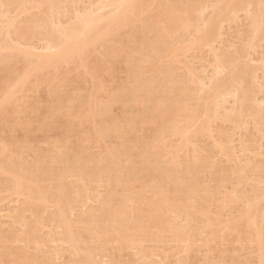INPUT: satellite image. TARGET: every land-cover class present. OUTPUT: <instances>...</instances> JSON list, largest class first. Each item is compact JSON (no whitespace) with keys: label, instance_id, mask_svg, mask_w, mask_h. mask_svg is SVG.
Returning a JSON list of instances; mask_svg holds the SVG:
<instances>
[{"label":"rangeland","instance_id":"1","mask_svg":"<svg viewBox=\"0 0 264 264\" xmlns=\"http://www.w3.org/2000/svg\"><path fill=\"white\" fill-rule=\"evenodd\" d=\"M11 1L12 3H9L8 0H0V35L2 34L0 36V50L3 51H0V105L2 102L3 106H1L2 108L0 107V152H3V149L8 152H4V155H2L1 153L2 156L0 155V160L3 159V156H5V158L8 157L9 159H5L6 161L8 160V162L5 161L6 163L2 162L4 160L0 161V164H7L8 166L7 173L5 171L6 168H3L2 165V169H0L2 171L4 169V174L0 173L1 179H3L4 181L6 180L4 182L0 179V252L4 255L6 254L7 256H0V264H87V261L85 259H88V256L91 257L92 260L94 259L93 261L95 262H92L94 264H264V125H261L264 124V33L260 32V34L258 35L256 33L259 28H264V6H262L264 5V3H261V7H259L257 6V3L255 4V2H252L253 5H250L252 4L250 3V0H246L249 2H246L245 0V2L239 0L238 3L237 0L235 1V3L234 0H203V5H200L201 8L198 7L199 9L197 8L194 12H192V15H190L191 17H187L188 20H186V17L185 19L184 17H182V21L185 20L187 24L185 23V21L181 22L183 24L181 26L182 28H180V26H177L176 24L174 25L175 27H171L165 22V26H162L163 22H161V19L167 18V13L164 15L167 7L161 6L165 5L171 0H136V2H140H138L139 5L136 3L137 6L134 8L135 13L132 11L130 14H128L130 16L129 19L132 17L133 20H129L127 24H124V26H122L123 24H120V27L116 26V28L114 29L115 31H113L115 33H112L113 35H115V37L111 34L113 38L112 36H106L102 39L103 42H101L100 40L98 41L99 44L97 43L96 45V43H94V46L93 43H91L92 46L87 47L89 48L88 50L85 49V53L83 52L84 55L82 56L80 54L78 58L77 56H75V60H73L72 57L68 59L70 56L69 55L64 58V60H59L56 63L48 64V67H42V69L35 68V70L32 69L31 71L33 73L30 74L31 71L29 69L35 67V62L37 60V58L35 59L34 57H37L38 55L46 52L49 54L54 53V50L48 51V49H46V45L48 46V42L50 39L57 37V35L59 34L57 32H62L63 29L65 30L69 28L71 24L73 25L74 22L76 23L79 19H83V17L86 18L89 16H93L92 13H95L94 15H96V13L99 12L100 14L98 13V15L106 16L105 18H107L110 13H115V8L111 4V0ZM106 1H108L109 3ZM173 1L177 2L178 0ZM219 1L222 3L220 4ZM229 1H232L234 3V7H232L233 4H231L232 6L228 5L231 3H229ZM240 1L243 3H241ZM225 2L228 3L227 6L229 9H227V6H225ZM16 3L19 4L17 5ZM171 3L172 1L169 4ZM167 4L165 6H168ZM174 5H176V3ZM101 7L104 9H102ZM238 9L243 11H239ZM110 10H112L113 12ZM254 10L256 11V13H253L255 12ZM224 11H226L228 15ZM134 14L136 15L132 16ZM220 14L222 17L218 16ZM258 14L259 16H257ZM150 16L152 17L151 21L153 22V24L151 23V21H148L151 18ZM76 17L78 20L76 19ZM212 17L220 18L219 20L218 18L217 20L213 18L216 22L214 20L210 22ZM258 17L259 19L261 17V22L253 20L255 18H257L258 20ZM100 18L102 19V17ZM105 18L103 17L104 20ZM126 18L125 20L127 21ZM47 19L49 20V22ZM165 19H163V21ZM146 20L147 24L146 22H144ZM190 20H192L193 22ZM126 21L124 22L126 23ZM158 21H160L161 23ZM104 22L101 21V23L105 24ZM213 22H215V24ZM149 23H151L152 26H150ZM159 23L161 26L159 25ZM184 23L186 25H184ZM141 24L142 26L145 25L147 27H141ZM155 24H157V28L155 27ZM133 26V29H136V32L133 30L135 34H139L140 28H143V30L149 28V32L142 33L143 30H141V33L144 34L141 36H151V39L149 38L146 42L147 45L149 44L148 46H146L144 40L138 41L140 40L141 36L139 34V38L138 36L133 34V32L130 30V28L132 29ZM168 26L169 28L171 27V29L174 28L173 30L175 31L172 30V32L166 34V32L171 31L168 30ZM103 27L104 25H101L99 22L95 26V30L97 31V29H99L98 31L100 32ZM166 28L167 31H163L166 30ZM178 28L180 29L177 30ZM185 28L188 29L186 30ZM150 29H152L153 31ZM195 29L198 31H196ZM254 29H256L257 31L255 32ZM26 30L28 32H26ZM137 30H139V32ZM157 31L159 34L157 33ZM162 31L164 32L162 33L163 36H160V33ZM40 33L42 36L40 35ZM171 33L173 34V36ZM53 34L55 35V37H53ZM130 34L132 35V38L134 35L138 38L137 40V38L134 36L136 38L135 40H137L135 41V43L134 41H132L133 39L131 38ZM251 34L253 37L251 36ZM50 35H52V38L49 37L48 40L46 37ZM157 35H159L160 38L163 37L164 39H161L163 41H159V36L157 37ZM214 35L215 37H213ZM108 37H110L111 39L108 40ZM251 37L253 38L252 40ZM106 39L108 41H111L113 39L114 40L111 43L109 42L108 44V41ZM43 40H45L46 42H44ZM116 40L118 41V43ZM104 41L107 42H105V45ZM115 43H117V47ZM158 43L160 46L162 45L160 49L158 48ZM110 44L113 45V48ZM140 44L146 47L143 46V48H140ZM7 45L9 47L12 46L11 48L13 49H8ZM104 46L108 47H106L107 50L109 48L111 49L110 52L112 55H114V53H117L116 56L114 55L115 57L112 55L111 57L109 56V59L114 57L112 61L111 59L108 60V55L106 54L107 50L104 49ZM14 47L19 50V53L18 51H15L18 54L11 51L15 49ZM114 48L117 50L119 49V51L122 50V52H117V50L115 51ZM154 48H157L158 50L156 49L155 51ZM4 49L8 51H5ZM29 50H31V52ZM32 50H34L35 52ZM150 50L151 52L149 53L148 51ZM138 51L141 53H139ZM24 53H26L27 55L25 54L24 56ZM148 53L150 56L148 55ZM101 54L106 55L102 56ZM142 54L145 55L142 56ZM145 56L149 57L146 58ZM29 57L33 59H30ZM41 57L42 56H38V58ZM231 57L233 60L230 59ZM14 58H16V60ZM66 59L68 62L66 61ZM78 59L79 63L77 62ZM219 60H222L223 64H220L221 62H219ZM29 61L30 65H33L31 68L29 67V63L28 65H26ZM98 61H100L99 64L97 63L100 67L95 65V62ZM58 62H60L59 66ZM132 62L133 66L130 67V64H132ZM139 62L141 65H143V67H139ZM102 63L104 64V66H102ZM22 64H24L25 66ZM134 64L138 65L137 67L139 69L135 68ZM2 65L4 66V68ZM128 65L131 69L129 70V72H126L128 70ZM218 65L220 67H218ZM221 65L223 67H221ZM95 66L98 67V70ZM137 69L139 71L135 72L137 71ZM233 69H236L235 71H237V74ZM9 70H11V72ZM26 74H28L29 76L27 75V77L24 78ZM128 75L132 76L128 78ZM17 76L19 78H17ZM133 76L135 77V79H137L136 81L138 82L134 81ZM151 78L153 79L151 80ZM156 78L158 81L156 80ZM247 78L248 81L246 80ZM24 80L27 82H24ZM133 82L136 84V86L138 85L136 89L139 88V91H141L143 88L145 94L143 93V91L141 92L144 95L148 96L147 98H149L150 96L148 102L150 104L155 102L157 107L155 106V104L150 105L147 102V98H145L146 96L141 98H143L142 100H144L145 98L144 101H146L147 103H140L141 100L139 96L142 93H140L139 91V105H136L138 101L135 100V98L131 95H126V97H128L129 99L131 98V100L126 99L129 100L130 103H128V101H123L125 99L121 100L124 94H127L125 91L122 96L121 92L127 90L128 88H131V86L132 89L131 91H129V93H132L133 90L136 92V89L133 87L135 86ZM147 82H149V85L154 82V84L157 86H155V88L154 86H151L152 91H149L150 87L149 90H147L146 88L148 87ZM241 82H244L245 84ZM131 83H133L134 85H132ZM215 83H219L218 86H216L217 84ZM242 85L243 87H241ZM120 86H123L124 90L123 88H120ZM141 86L142 88H140ZM214 86L216 87V89ZM53 87L55 90L53 89ZM163 88H165V90ZM174 88L177 89V93L174 92ZM245 88L247 89V91ZM156 89H158L159 91L162 90L163 92L161 93L157 91V93L155 91ZM166 89H168L167 91H169L170 93L174 92L173 94H170V100L168 99L169 93L165 92ZM242 90H245L246 93L242 92V94ZM8 91L10 92L6 94V92ZM114 92H116V94ZM253 92L255 95L253 94ZM3 93L5 94L3 95ZM117 93L118 95H120L119 97L121 99L119 101H122L121 103H118V101L116 102ZM152 93L155 94L153 95ZM163 93H165L166 95L165 98H162ZM166 93H168V95ZM203 93L205 95H203ZM53 94H55L56 97ZM143 94L141 96H143ZM247 95H249L251 98L247 97ZM61 96H65V98L62 99ZM133 96L135 95L133 94ZM217 97L218 99H216ZM243 97H245L246 100ZM114 98L116 99L114 100ZM123 98H125V96ZM132 98H134L133 100L137 102L134 103ZM10 99L12 103L10 102ZM161 99L163 102H161ZM165 99L169 100L165 101L167 102V104L164 102ZM158 100H160V102H158ZM172 101H175L173 102V106L171 104ZM123 102L127 103L123 104ZM162 103H164L165 106L162 105L161 107H159ZM184 103L186 104V106H184ZM240 103H243V105H241ZM140 104H147L148 106H145L144 108L148 109V112L151 109L154 110L153 108L171 110L172 107L174 109L178 108V111L175 110L177 112H179V110L181 111L178 113V115L175 111L174 113L176 115L174 113H172L171 116L169 115L172 122L170 119L164 121L166 119H164L163 116H168L167 114H160L162 115L160 117L159 115H156L152 112H146L149 115L144 113L146 114V117L148 118L147 119L143 117L144 115H141V113L144 111H141ZM205 104L206 109H209L208 107H210V110L212 109L211 112H208L207 110L206 113V109L204 108ZM214 104L217 108L214 106ZM180 106L182 108H180ZM240 106H252V108L244 107L245 110L243 112V108L239 109ZM106 107L108 108V110L106 109ZM149 108L151 109L149 110ZM202 108L205 109V117L203 116L205 114L203 113ZM255 109L258 110L256 111ZM135 112L137 114H135ZM138 112L140 113L141 117H139ZM237 112H239V114ZM88 113H90L89 115L92 117L90 120L87 119ZM150 113L152 114L150 115ZM208 113H210V115ZM259 113L260 115H262V120H257V114ZM191 114L194 115V117H192ZM89 115L88 118L90 117ZM152 115L154 116V119H150ZM211 115L213 117H210ZM254 115L256 117H254ZM169 116L167 118H169ZM172 116L177 119H172ZM188 117L191 120L188 119ZM139 118H141L142 120H140ZM143 118L146 120H144ZM184 118L187 119L186 122L189 120L187 123H190V125L185 122ZM193 120L195 121L193 122ZM254 121L255 123H253ZM257 121H261V123H258ZM157 122L159 124H154L156 125L155 130L152 123ZM179 122L180 125L177 126ZM186 124L188 126L187 129ZM159 126L161 128L165 126L167 127L166 131V127L164 128V132H162V134L164 133L163 135L160 134L161 130L163 131V129L159 128ZM111 127L114 128L112 129ZM182 127L185 128L184 131ZM94 128H96L97 131H95L96 129ZM157 128L160 129L159 132V129ZM176 128H178L179 130L181 129V132ZM171 130L172 132H169ZM104 131L106 133V136L104 134ZM157 132L158 136H161L160 140L157 134H155ZM153 135L156 138L151 137ZM151 139H157L156 141H154L156 143H154ZM134 143L136 147L134 146ZM146 143L148 144V146H145L146 151L144 150V148L140 150V148L142 146L144 147ZM128 144L129 146H126ZM152 144L156 145L153 146ZM4 146H7V148H5ZM124 146L128 148L126 149V147ZM131 146H133L134 148H131ZM151 149L154 152L149 151ZM109 153L111 155H109ZM138 153L140 154L138 155ZM113 155L114 157L110 158ZM39 156L42 157L40 158ZM46 161L49 163H45ZM9 162H11L12 165ZM13 163L15 165H13ZM8 164L12 166L10 171V166ZM132 164L134 166H137L139 173L134 172V175L132 176L133 179H130L129 177H131L130 175H132L131 171H134L133 169L135 168L133 167V169H130L133 166ZM16 165H20L18 166L19 169L24 168V170H27L26 167L28 168L27 172L25 171L26 174L23 175H27L25 176L26 180L29 178H34L37 175L39 184H35L34 182H32V179H29L30 182L29 180L27 182L30 183L29 186L31 185L30 188L32 194L37 192L36 187H38L41 183V185L39 186L42 192L41 201L37 200V193H35V196H33L29 194L31 191H25L23 192L25 195L23 193H21L22 195L19 193L15 195L16 192H14L10 188L11 185L8 183V181H14V175L12 174L17 173L16 170L19 173L18 168H14ZM106 165L107 167L109 166L108 168H112L110 169L112 170V172L110 170L104 169ZM30 167L32 168V170L34 169L31 174L30 172H28L30 170ZM73 167L77 170H81H78V172ZM12 168L14 169V171ZM137 168L135 169L136 171ZM192 168H194L195 170H192ZM52 169L53 172H51ZM149 169L152 170V173L157 172L155 173L154 177H152V173L151 175L149 174L151 172ZM20 171L21 174H19L22 175L23 172L22 170ZM34 172H36L37 174L32 175V173L34 174ZM159 172H161V174H159ZM163 172L165 175H163ZM5 174L9 175L11 179H9ZM147 174L148 176H151V178L149 176L151 181H147L148 176H145ZM55 175L57 177H55ZM137 175H139L138 177L140 179L134 178ZM159 175L162 177H160ZM191 175L192 178H189L191 177ZM79 177H82L83 179ZM155 177H158V181H155L157 179H152ZM57 178H60V180ZM117 179L118 181L123 180L122 183L118 185L120 181L118 182ZM162 179L164 180L165 184L172 180L174 182V185L173 182L170 183V185L172 184L171 186L168 185L169 187H171V189H168V191L166 192L167 194L162 192L161 190L160 193L158 191L160 189V182L164 183L161 181ZM166 179H168L169 181H165ZM76 181L81 182L79 183ZM190 181L194 182L190 184ZM6 182L8 183L7 186ZM33 183L35 185H33ZM67 185L70 186L67 187ZM173 186L176 187L174 188L176 189V191H179V194L174 190ZM6 187L8 188L6 189ZM52 188H56L57 190H54ZM66 188H69V193L67 194L66 191L68 189L65 191ZM172 189L174 191H172ZM63 190L65 191V193ZM72 190L75 193L72 192ZM70 191L72 193H70ZM60 192L62 194L64 193V195L62 196ZM157 192L160 194L159 197L156 196L158 195ZM47 194H50V196L48 197ZM137 195L141 196L137 198ZM171 195L173 196L171 200L175 201L172 206L175 211L173 209H169L172 207L168 206L167 208L166 205L163 206V212L160 213L163 226L162 224L158 225L159 223H153L151 219L153 218V216H156V214L154 213V211H152V207L149 206L151 205L150 203L155 201V197L156 199L161 197V199H164L168 196L171 197ZM182 195H184L185 197ZM61 196L62 198L64 196L66 197L64 199H60ZM33 197L35 201L32 199ZM142 197L146 199H142L144 205L142 204V200L140 199ZM117 198L122 200L123 203H118L121 201ZM139 199L141 200V204L139 203ZM72 202L73 205L71 206L73 207L70 206ZM36 203L38 205V209L36 208ZM136 207L139 211L136 209ZM58 208L61 210H59ZM124 210L125 212L123 213ZM36 213L37 215H35ZM57 213L59 216L57 215ZM245 213L247 214V218H240L244 217ZM170 215L174 217L171 218ZM163 218H165L164 221ZM248 219L249 221H247ZM191 220L193 221V223L191 222ZM135 222H137V225H135ZM121 223H123V225L125 226H123ZM241 223H243V225H241ZM23 224L26 225V227ZM226 224H229V226H226ZM66 225H68V227H65ZM134 226L135 230H133ZM154 226H156V228ZM179 227H181V229ZM194 228L196 231L194 230ZM124 229H126V231ZM235 229H237V232L235 231ZM84 230H86L87 233ZM65 231L71 232L69 234L67 233L66 235ZM127 231H129L130 234ZM177 232L179 233V235ZM119 233L122 235V237H120L121 235ZM64 235H66L67 237ZM71 235L73 236V238H70ZM123 235L125 237H123ZM177 235L178 237H175ZM182 235L184 236L182 237ZM74 236H76L75 238L77 242L74 241ZM84 236L86 239H83ZM99 236L101 239L103 237L104 241H102ZM115 237L119 239H115ZM78 238H80V241L78 240ZM93 238H95V241L93 240ZM120 238L125 240L121 241ZM81 239L82 243H80ZM153 239L155 241H152ZM68 240L71 243L73 242V247L72 244L68 242ZM84 240L86 241V243H83L85 242ZM96 240H99L100 243H96ZM137 241L139 243H136ZM56 243H58L59 245H56ZM74 243H76V246H74ZM91 243L95 246H92ZM122 243L124 245H122ZM175 243L177 246L175 245ZM120 244L122 246H120ZM51 246H53V248ZM109 247L111 248V252ZM74 248H77L78 250ZM82 248L83 250H80ZM90 248L91 250L93 248L94 250L98 248L99 249L93 252V250L90 251ZM113 249L117 252L113 251ZM72 250L74 251L72 252ZM107 251L108 254H106ZM93 255L95 256V258ZM88 260V263L90 262L89 264H91L92 260H90V258Z\"/></svg>","mask_w":264,"mask_h":264},{"label":"bare ground","instance_id":"2","mask_svg":"<svg viewBox=\"0 0 264 264\" xmlns=\"http://www.w3.org/2000/svg\"><path fill=\"white\" fill-rule=\"evenodd\" d=\"M2 1H3V0H2ZM10 1H11V0H8L9 3H12V1H11V2H10ZM14 1H15V0H14ZM42 1H43V0H42ZM102 1H103V0H102ZM108 1H110V0H108ZM108 1H106V2H108ZM168 1H169V0H168ZM171 1H172V3H173V2H174V3H173V4H172V3L169 4ZM171 1H170V2H167L168 4L165 2L168 6H165L166 4L163 5V6H161V7H167V10H168V12H167V10L165 9L166 12L164 13V15L167 13V18L165 19V18L162 17L163 19H165L164 21H163V19L160 18V19L162 20L161 22H163V24H162L163 27L165 26V24H164V22H165L167 25H170L171 27H173V26L176 24L177 26H180V28H182L181 26H182L183 23H181V22H184V21H185V20L182 21V17H184V19H185V17H186V18L189 17L190 15H192V12H194L198 7L201 8L200 5H203V2H202L203 0H178L177 2H176V1H173V0H171ZM205 1H206V0H205ZM214 1H215V0H214ZM217 1H218V0H217ZM227 1H228V0H227ZM232 1H233V0H232ZM232 1H229V3L231 2L230 4H228V3L225 2V3H226L225 6H227V4H228L229 6H232L231 4H233L232 7H234V3H235L236 0H234V3H233ZM238 1H239V0H237V3H238ZM241 1L245 2L246 0H245V1H244V0H241ZM241 1H240V2H241ZM5 2H6V1H5ZM48 2H49V1H48ZM110 2H111V4H112V5L114 6V8H115V9L113 8V9H114V12H115V13H112L113 15H112L111 13H110V15L108 14L109 16L112 15L111 17L107 16V18H105L106 16H100V15H98L99 12L96 13V15L99 16V17H97L96 15H94L95 13H92L93 16H89V17H86V18L83 17V19H79V20H78L77 17H76V19H77L78 21H77L76 23L74 22L73 25L71 24L70 27L67 28V29H65V30L63 29V28H64V27H63V28H62V29H63L62 32L60 31V30H61V29H60V30H59L60 32H57V33H59V34L57 35L56 38H52V37H51L52 35L46 37L47 39H48L49 37L52 38V39H50V40L48 39L49 42H48V46L46 45V47H47L46 49H48V51H49V50H51V51L54 50V53L49 54V53L46 52L47 55H46V53H42V54H40V53H41V52H40V53H39L40 55H38V53H37L38 56H42V57H41V58H38V56H37V57H34L35 59L37 58L36 62L33 60V61L35 62V67H34V68L32 67L33 65H32V66L30 65V61H32V60H30L29 62H27V64L25 63L26 65H28V63H29V65H30L29 67H30V68L32 67V68L29 69V70L31 71L32 69L35 70V68H40V69H42V67H48V64H50V63H56V62L59 61V60H64V58H66V57L69 56V55H70V56H69L68 59H70V58L72 57L73 60H75V58H76L75 56H77V58L79 57L80 54L83 56L84 53H85V52H84L85 49L88 50L89 48H87V47H89V46L91 47V46H92L91 43H93V46H94V43H96V45H97L98 41H100V40H101V42H103L102 39H103L104 37H106V36H110V37H111V36L115 33V32H113V31H115L114 29L116 28V26H117V27H120V24H123L122 26H124V24H127V22H128L129 20L132 19V17L129 19L130 16H129L128 14H130L132 11L135 13L134 8L137 6L136 3L138 4V2H140V1L136 2V0H111ZM219 2H220V1H219ZM219 2H218V3H219ZM223 2H224V1H223ZM240 2H239V3H240ZM243 2H241V3H243ZM246 2H249V1H246ZM252 2H255V4L257 3V6H259V7H261V5H260L261 3H264L263 0H262V1H260V0H257V1H256V0H255V1H254V0H250V3H252ZM3 3H4V2H3ZM108 3H109V2H108ZM108 3H107V4H108ZM163 3H164V2H163ZM175 3H176V5H174ZM201 3H202V4H201ZM214 3H215V2H214ZM214 3H213V5H214ZM221 3H222V2H220V4H221ZM16 4L18 5L19 3H16ZM103 4H104V3H103ZM206 4H207V3H206ZM17 5H16V6H17ZM105 5H106V4H105ZM105 5H104V6H105ZM138 5H139V4H138ZM161 5H162V4H161ZM211 5H212V4H211ZM211 5H210V6H211ZM215 5H217V4H215ZM218 5H219V4H218ZM222 5H223V4H222ZM250 5H253V3L250 4ZM7 6H8V5H7ZM9 6H10V5H9ZM12 6H13V5H12ZM207 6H208V5H207ZM220 6H221V5H220ZM220 6H218V7H220ZM247 6H248V5H247ZM262 6H264V5H262ZM161 7H160V8H161ZM218 7H217V8H218ZM222 7H223V6H222ZM232 7H231V8H232ZM237 7H239V6H237ZM97 8H98V7H97ZM101 8H102V7H101ZM101 8H100V9H101ZM241 8H242V7H241ZM255 8H256V7H255ZM98 9H99V8H98ZM102 9H104V8H102ZM136 9H137V8H136ZM198 9H199V8H198ZM215 9H216V8H215ZM222 9H223V8H222ZM227 9H229L228 6H227ZM253 9H254V8H253ZM216 10H217V9H216ZM238 10H239V9H238ZM99 11H100V10H99ZM110 11H112V10H110ZM239 11H243V10H239ZM248 11H249V10H248ZM250 11H251V9H250ZM250 11H249V12H250ZM254 11H255V10H254ZM261 11H262V10H261ZM261 11H259V12H261ZM263 11H264V10H263ZM112 12H113V11H112ZM197 12H198V11H197ZM215 12H216V11H215ZM215 12H214V13H215ZM224 12L226 13V11H224ZM237 12H238V11H237ZM259 12H258V13H259ZM190 13H191V14H190ZM253 13H256V11L253 12ZM99 14H100V13H99ZM196 14H197V13H196ZM226 14H227V13H226ZM86 15H88V14H86ZM101 15H102V14H101ZM135 15H136V14H134V15H132V16H135ZM155 15H156V14H155ZM161 15H162V14H161ZM224 15H225V14H224ZM224 15H223V16H224ZM227 15H228V14H227ZM230 15H231V14H230ZM245 15H246V14H245ZM260 15H261V14H260ZM126 16H127V18H126ZM151 16H152V15H151ZM151 16H150V17H151ZM194 16H195V15H194ZM194 16H193V17H194ZM216 16H217V15H216ZM218 16L222 17L221 14L218 15ZM231 16H232V15H231ZM248 16H249V15H248ZM251 16H252V15H251ZM251 16H250V17H251ZM257 16H259V14H258ZM100 17H102V19H103V17H104L105 20H104V19H103V20H104L105 22H104ZM150 17H149V18H150ZM152 17H153V16H152ZM152 17L150 18V20H148L149 22L151 21ZM154 17H155V16H154ZM190 17H191V16H190ZM220 17H219V18H220ZM224 17H225V16H224ZM125 18L127 19V21L125 20ZM149 18H148V19H149ZM200 18H201V17H200ZM213 18H215V17H212V19L210 20V22H211L212 20L215 21V19L217 20L218 17H216L215 19H213ZM219 18H218V20H219ZM253 18H254V17H253ZM189 19H190V18H189ZM208 19H209V18H208ZM47 20H48V19H47ZM132 20H133V19H132ZM153 20H154V19H153ZM186 20H188V18H187ZM199 20H200V19H199ZM205 20H206V19H205ZM253 20L260 21V22L262 21L261 17H260V19H259V17H258V20H257V18H255V19H253ZM33 21H35V20H33ZM39 21H40V20H39ZM41 21H42V20H41ZM101 21L104 22L105 24L101 23ZM124 21H126V23H125ZM190 21H192V20H190ZM48 22H49V20H48ZM99 22H100L101 25H104L103 29H102V30L100 29V30H101L100 32L98 31L99 29H97V31L95 30V29H96L95 26H96L97 23H99ZM144 22H146V24H147V20L144 21ZM158 22H160V21H158ZM161 22H160V23H161ZM192 22H193V21H192ZM215 22H216V21H215ZM215 22H213V23L215 24ZM72 23H73V22H72ZM142 23H143V22H142ZM151 23L153 24L152 21H151ZM151 23H149L150 26H152ZM160 23H159V25H160ZM185 23H186V21H185ZM185 23H184V25L187 24V23H186V24H185ZM188 23H189V22H188ZM190 23H191V22H190ZM207 24H208V23H207ZM211 24H212V23H211ZM118 25H119V26H118ZM98 26H100V25H98ZM125 26H126V25H125ZM160 26H161V25H160ZM196 26H197V25H196ZM218 26H219V25H218ZM263 26H264V24H263ZM127 27H130V26H127ZM141 27H144V28H145V27H147V26H145V25L142 26V24H141ZM155 27L157 28V24H155ZM171 27L169 28V26H168V30H171V31L166 32V31H167V28H166V30H163V31H165L166 34H168V33L172 32V30L174 29V28L171 29ZM174 27H175V26H174ZM184 27H186V26H184ZM191 27H192V26H191ZM210 27H211V26H210ZM214 27H215V25H214ZM101 28H102V27H101ZM133 28H134V26L132 27V29L130 28V30L133 32V34H135L136 29L134 30ZM153 28H154V26H153ZM161 28H162V27H161ZM180 28H178L177 30H179ZM206 28H207V27H206ZM212 28H213V25H212ZM258 28H259V25H258ZM258 28H257V29H258ZM117 29H118V28H117ZM117 29H116V31H117ZM138 29H139V28H138ZM175 29H176V28H175ZM185 29H186V28H185ZM185 29H184V30H185ZM187 29H188V28H187ZM187 29H186V30H187ZM214 29H216V28H214ZM259 29H260V30H259ZM259 29H258L259 32H258L256 29H254L255 32L257 31V32H256L257 35L260 34V32L264 33V28H263V29L259 28ZM24 30H25V29H24ZM133 30H134L135 32H134ZM139 30H140V32H139ZM139 30H137V31L139 32L140 36H141V35H144V34H142V33L149 32V31H148L149 28H148V29L146 28V29H144V30H143V28H142V29L140 28ZM141 30H143L142 33H141ZM145 30H146V31H145ZM150 30H152V29H150ZM182 30H183V29H182ZM195 30H196V29H195ZM202 30H204V29H202ZM202 30H201V31H202ZM206 30H207V29H206ZM211 30H212V29H211ZM252 30H253V29H252ZM152 31H153V30H152ZM152 31H150V32H152ZM163 31L160 33V36H163V34H162V33H164ZM173 31H175V30H173ZM196 31H198V30H196ZM214 31H215V30H214ZM217 31H218V30H217ZM1 32H2V31H1ZM26 32H28V31L26 30ZM132 32H130V33H132ZM210 32H211V31H210ZM210 32H209V33H210ZM112 33H113V34H112ZM128 33H129V32H128ZM157 33H158V31H157ZM213 33H214V32H213ZM216 33H217V32H216ZM256 33H255V34H256ZM45 34H46V33H45ZM45 34H44V35H45ZM48 34H49V33H48ZM48 34H47V35H48ZM111 34H112V35H111ZM139 34H135V35L138 36ZM158 34H159V33H158ZM161 34H162V35H161ZM171 34H172V33H171ZM210 34H211V33H210ZM214 34H215V33H214ZM253 34H254V33H253ZM1 35H2V34H1ZM1 35H0V36H1ZM25 35H26V33H25ZM27 35H28V34H27ZM31 35H32V34H31ZM36 35H38V34H36ZM40 35H41V33H40ZM47 35H46V36H47ZM135 35H134V36H135ZM147 35H149V34H147ZM147 35H146V36H147ZM196 35H197V34H196ZM212 35H213V34H212ZM212 35H211V36H212ZM4 36H5V35H4ZM4 36H3V37H4ZM23 36H24V33H23ZM32 36H33V35H32ZM41 36H42V35H41ZM41 36H40V37H41ZM113 36L115 37V35H113ZM113 36H112V38H113ZM130 36H131V38H132V35H131V34H130ZM130 36H129V37H130ZM134 36H133V38H132L133 40H132L131 38H130V39H131L132 41H134V43H135V41H137L138 38L135 36V37L137 38V40H135L136 38H135ZM140 36H138V37L140 38ZM158 36H159V35H157V37H158ZM160 36H159V39H158V40H159V41H163V40H161V39H164V38H163V37L160 38ZM165 36H166V35H165ZM172 36H173V34H172ZM251 36H252V34H251ZM53 37H55L54 34H53ZM110 37H108L107 39L110 40V39H111ZM150 37H151V36H149V37H148V36H147V37H143V36H141L142 39L140 38V40H138V41L144 40V42L146 43ZM157 37H155V38H157ZM205 37H207V36H205ZM213 37H215V35H214ZM252 37H253V36H252ZM252 37H251V40L253 39ZM261 37H262V35H261ZM16 38H17V37H16ZM44 38H45V37H44ZM144 38H145V39H144ZM218 38H219V37H218ZM5 39H6V38H5ZM21 39H22V38H21ZM28 39H29V38H28ZM107 39H106V40H107ZM128 39H129V38H128ZM150 39H151V38H150ZM170 39H171V38H170ZM199 39H200V38H199ZM256 39H257V38H256ZM45 40H46V39H45ZM45 40H43V41L46 42ZM48 40H47V41H48ZM108 40H107V41H108ZM113 40H114V39H113ZM113 40L108 41V44H109V42L111 43ZM118 40H119V39H118ZM171 40H172V39H171ZM181 40H182V38H181ZM207 40H208V39H207ZM213 40H214V39H213ZM1 41H2V40H1ZM24 41H27V40H24ZM116 41H117V40H116ZM123 41H125V40H123ZM132 41H131V42H132ZM155 41H156V39H155ZM198 41H199V40H198ZM202 41H203V40H202ZM204 41H205V40H204ZM105 42H106V41H104V45H105ZM199 42H200V41H199ZM106 43H107V42H106ZM117 43H118V41H117ZM117 43H115V45H116ZM128 43H129V42H128ZM139 43H141V42H139ZM90 44H91V45H90ZM98 44H99V43H98ZM142 44H144V43H142ZM199 44H200V43H199ZM251 44H252V43H251ZM110 45H111L112 48H113V45H112V44H110ZM140 45H141V44H140ZM148 45H149V44H148ZM148 45H147V43H146V46H148ZM197 45H198V44H197ZM248 45H249V44H248ZM1 46H2V44H1ZM7 46H8V45H7ZM7 46H6V47H7ZM107 46H108V45H107ZM107 46H104V49H105V50H107V48H108ZM121 46H122V45H121ZM143 46H144V45H143ZM143 46L141 45L140 48H143ZM146 46H144V47H146ZM158 46H159L158 48L160 49V47H161L162 45L160 46L159 43H158ZM11 47H12V46H10V47L8 46L7 48H8V49H13V48H11ZM106 47H107V48H106ZM116 47H117V45H116ZM116 47H115V48H116ZM126 47H127V46H126ZM203 47H204V46H203ZM3 48H4V47H3ZM14 48H15V47H14ZM115 48H114V49H115ZM127 48H128V47H127ZM134 48H135V47H134ZM152 48H153V46H152ZM29 49H30V48H29ZM109 49H110V48H109ZM109 49L107 50L108 52L106 51V54L108 55V60L111 59V61H112V59H114V57L117 55V53H114V55H115V56H114V55H112L111 52H110L111 49H110V50H109ZM137 49H138V48H137ZM146 49H147V48H146ZM154 49H155V51H156L157 48H154ZM4 50H5V49H4ZM24 50H25V49H24ZM116 50H117V49H115V51H116ZM144 50H145V49H144ZM157 50H158V49H157ZM0 51H2V50H0ZM5 51H8V50H5ZM11 51H13V52L18 51V53H19V50H17L16 48H15L14 50H11ZM27 51H28V50H27ZM27 51H26V53H27ZM29 51L31 52V50H29ZM32 51H34V50H32ZM43 51H44V50H43ZM45 51H47V50H45ZM102 51H103V49H102ZM112 51H114V50H112ZM118 51H119V49L117 50V52H118ZM146 51H147V50H146ZM166 51H167V50H166ZM236 51H237V50H236ZM242 51H243V50H242ZM2 52H3V51H2ZM21 52H22V50H21ZM34 52H35V51H34ZM83 52H84V53H83ZM119 52H122V50H120ZM138 52H139V51H138ZM148 52L150 53L151 50L148 51ZM157 52H158V51H157ZM9 53H11V52H9ZM15 53H17V52H15ZM18 53H17V54H18ZM26 53H24V56H25ZM28 53H29V52H28ZM104 53H105V52H104ZM108 53H109V54H108ZM112 53H113V52H112ZM135 53H136V52H135ZM139 53H141V52H139ZM139 53H137V54H139ZM145 53H146V52H145ZM149 53H148V55H149ZM153 53H154V51H153ZM153 53H152V54H153ZM162 53H163V52H162ZM1 54H2V53H1ZM29 54H30V53H29ZM29 54H28V55H29ZM33 54H34V53H33ZM33 54H32V55H33ZM106 54H104V55H106ZM146 54H147V53H146ZM223 54H224V53H223ZM223 54H221V55H223ZM237 54H238V53H237ZM12 55H13V53H12ZM20 55H21V54H20ZM20 55H19V56H20ZM26 55H27V54H26ZM32 55H31V56H32ZM44 55H45V56H44ZM101 55H102V54H101ZM104 55H102V56H104ZM111 55L114 56V57L109 59V56L111 57ZM143 55H145V54H142V56H143ZM227 55H229V54H227ZM235 55H236V54H235ZM240 55H241V54H240ZM21 56H22V55H21ZM128 56H129V55H128ZM149 56H150V55H149ZM149 56H147V57H149ZM155 56H156V55H155ZM1 57H2V56H1ZM7 57H8V55H7ZM74 57H75V58H74ZM117 57H118V56H117ZM145 57H146V56H145ZM147 57H146V58H147ZM218 57H220V56H218ZM233 57H234V56H233ZM236 57H237V56H236ZM239 57H240V56H239ZM29 58H30V57H29ZM29 58H28V59H29ZM81 58H82V57H81ZM105 58H106V56H105ZM234 58H235V57H234ZM1 59H3V58H1ZM4 59H5V58H4ZM14 59L16 60V58H14ZM14 59H13V60H14ZM17 59H18V58H17ZM30 59H33V58H30ZM136 59H138V58H136ZM216 59H217V58H216ZM224 59H225V58H224ZM230 59H232V57H231ZM239 59H240V58H239ZM239 59H238V60H239ZM8 60H11V59H8ZM73 60H72V61H73ZM76 60H77V59H76ZM104 60H105V59H104ZM108 60H107V61H108ZM232 60H233V59H232ZM238 60H237V61H238ZM23 61H24V60H23ZM66 61H67V59H66ZM66 61H65V62H66ZM146 61H147V60H146ZM215 61H216V60H215ZM224 61H225V60H224ZM237 61H236V62H237ZM0 62H1V61H0ZM2 62H3V61H2ZM11 62H12V61H11ZM60 62H62V61H60ZM60 62H58V66L60 65V64H59ZM67 62H68V61H67ZM67 62H66V63H67ZM69 62H70V61H69ZM77 62L79 63V59H78ZM99 62H100V61L95 62V65L98 66V67H100V66L98 65ZM129 62H130V61H129ZM133 62H134V61H133ZM133 62H132V64H130V65H131L130 67L133 66ZM135 62H136V61H135ZM137 62H138V61H137ZM217 62H218V61H217ZM219 62H221L220 64H223V63H222V62H223L222 60H219ZM219 62H218V63H219ZM19 63H20V62H19ZM23 63H24V62H23ZM70 63H71V62H70ZM73 63H74V62H73ZM97 63H98V64H97ZM142 63H143V62H142ZM147 63H148V62H147ZM237 63H238V62H237ZM31 64H32V63H31ZM102 64H103V63H102ZM139 64H140V62L138 63V65H139ZM227 64H228V63H227ZM3 65H4V64H3ZM3 65H2V66H3ZM7 65H8V64H7ZM7 65H6V66H7ZM11 65H12V64H11ZM13 65H14V64H13ZM22 65H24V64H22ZM22 65H21V66H22ZM51 65H52V64H51ZM100 65H101V64H100ZM135 65H136V64H134V67H135V68H138V67H137L138 65H136V66H135ZM24 66H25V65H24ZM49 66H50V65H49ZM96 66H95V67H96ZM102 66H104V64H103ZM140 66L143 67V65H141V64L139 65V67H140ZM145 66H146V65H145ZM147 66H148V65H147ZM214 66H215V65H214ZM216 66H217V63H216ZM236 66H237V65H236ZM29 67H28V68H29ZM98 67H96L97 70H98ZM141 67H140V68H141ZM218 67H220V66L218 65ZM221 67H223V66L221 65ZM239 67H240V66H239ZM3 68H4V66H3ZM25 68H26V67H25ZM102 68H103V67H102ZM125 68H127V67H125ZM8 69H9V67H8ZM49 69H50V68H49ZM127 69H128V70H127L126 72H129V70L131 69V68H129V65H128V68H127ZM138 69H139V68H138ZM138 69H137V71H135V72H138V71H139ZM213 69H215V68H213ZM216 69H217V68H216ZM243 69H244V67H243ZM6 70H7V69H6ZM26 70H27V69H26ZM36 70H37V69H36ZM97 70H96V71H97ZM221 70H223V69H221ZM221 70H220V71H221ZM233 70H234V69H233ZM235 70H236V69H235ZM235 70H234V71H235ZM238 70H239V69H238ZM9 71L11 72V70H9ZM12 71H13V70H12ZM20 71H21V70H20ZM37 71H38V70H37ZM37 71H36V72H37ZM55 71H56V70H55ZM225 71H226V70H225ZM230 71H231V70H230ZM250 71H252V70H250ZM250 71H249V72H250ZM2 72H3V69H2ZM25 72H26V71H25ZM41 72H42V71H41ZM126 72H125V73H126ZM217 72H218V71H217ZM235 72H236V74H237V71H235ZM235 72H234V74H235ZM241 72H242V71H241ZM28 73H29V72H28ZM31 73H33V72L31 71L30 74H31ZM164 73H165V72H164ZM222 73H224V72H222ZM128 74H129V73H128ZM130 74H131V73H130ZM218 74H219V73H218ZM230 74H231V73H230ZM230 74H229V75H230ZM232 74H233V73H232ZM234 74H233V75H234ZM238 74H239V72H238ZM10 75H11V74H10ZM27 75H28V74H26V76H24V75H22V76H24V78H25V77H27ZM135 75H136V74H135ZM162 75H164V74H162ZM162 75H161V76H162ZM28 76H29V75H28ZM131 76H132V75H131ZM131 76L128 75V78L131 77ZM218 76H219V75H218ZM235 76H236V75H235ZM245 76H246V75H245ZM11 77H12V76H11ZM133 77H134V76H133ZM230 77H231V76H230ZM248 77H249V76H248ZM17 78H19V77L17 76ZM126 78H127V77H126ZM154 78H155V77H154ZM8 79H9V78H8ZM152 79H153V78H151V80H152ZM216 79H217V78H216ZM223 79H224V78H223ZM22 80H23V79H22ZM132 80H133V79H132ZM136 80H137V79H135V77H134V81H136ZM148 80H149V79H148ZM156 80H157V78H156ZM221 80H222V79H221ZM233 80H234V79H233ZM233 80H232V81H233ZM246 80L248 81V78H247ZM127 81H128V79H127ZM157 81H158V80H157ZM157 81H156V82H157ZM212 81H213V80H212ZM241 81H244V80H241ZM24 82H27V81L24 80ZM136 82H138V81H136ZM154 82H155V80H154ZM154 82H152L153 85H152V83L149 85V82H147V85H148V87H146L147 90H149V87H150V90H149V91H152V90H151V86H154V88H155V86H157V85L154 84ZM11 83H12V82H11ZM13 83H14V82H13ZM126 83H127V82H126ZM126 83H125V84H126ZM133 83H134V82H133ZM133 83H131V84L134 85L135 83H134V84H133ZM141 83H142V82H141ZM160 83H162V82H160ZM241 83H244V82H241ZM241 83H240V84H241ZM22 84H23V82H22ZM131 84H130V86H131ZM142 84H143V83H142ZM215 84H217V83H215ZM218 84H219V83H218ZM218 84H217L216 86H218ZM222 84H223V83H222ZM240 84H239V85H240ZM244 84H245V83H244ZM244 84H243V85H244ZM15 85H16V84H15ZM123 85H124V84H123ZM126 85H127V84H126ZM162 85H163V84H162ZM167 85H168V84H167ZM243 85H242L241 87H243ZM212 86H213V84H212ZM1 87H2V86H1ZM18 87H19V86H18ZM54 87H55V86H54ZM54 87H53V89H54ZM126 87H127V86H126ZM128 87H129V86H128ZM133 87L136 89V88L138 87V85L136 86V84H135V86H133ZM161 87H162V86H161ZM214 87H215V86H214ZM227 87H228V85H227ZM235 87H236V86H235ZM244 87H245V86H244ZM246 87H247V85H246ZM120 88H123V86H120ZM134 88H133V89H134ZM140 88H142V86H141ZM154 88H153V89H154ZM129 89H130V90H129ZM131 89H132V86H131V88H128V89H127V90H128V92H127V90H124V88H123L124 91H122V92L120 91V92L122 93V96H123V94H124L125 91H126L127 94H124L125 98H123V97H124V96H123L122 99H121V98L119 97L120 95H118V93H117V95H116V98H117V99L114 98V100L116 99V102L118 101V103H119V102L121 103L122 101H119V100H120V99H121V100L125 99V100H123V101H128V103H130L129 100H131V98L129 99L128 97H126V95H127V96H130V95H131V96L134 97L135 100H137V101H138V99H139V97H140V100L142 101V102H141V101L139 100L140 103H144V104H145V103L148 102L150 96H149V98H147L148 96L144 95L145 92H144L143 88H142V90H141V89H140V90L143 91L144 94H143L141 91H139V88L136 89V92L133 90L134 93H133V91H132V93H129V91H131ZM160 89H161V88H160ZM163 89L165 90V88H163ZM174 89H175V88H174ZM215 89H216V87H215ZM241 89H242V88H241ZM245 89H246V88H245ZM5 90H6V89H5ZM5 90H4V91H5ZM54 90H55V89H54ZM167 90H168V89H166L165 92H168V93H169L168 99L170 100V98H171V97H170V94H173L174 92H176L177 89H175V91H174L173 93H170V92L167 91ZM234 90H235V89H234ZM138 91H139L140 93H142L143 96H141V95H142V94H141V95L138 97V95L140 94ZM155 91L157 92V91H159V90L156 89ZM183 91H184V90H183ZM208 91H209V90H208ZM208 91H207V92H208ZM232 91H233V90H232ZM246 91H247V89H246ZM246 91H245V90H244V91L242 90L241 93H242V92H245V93H246ZM9 92H10V91L6 92V94L9 93ZM159 92L162 93L163 91L160 90ZM179 92H180V90H179ZM203 92H204V91H203ZM238 92H239V91H238ZM249 92H250V91H249ZM54 93H55V92H54ZM114 93L116 94V92H114ZM114 93H113V94H114ZM150 93H151V92H150ZM157 93H158V92H157ZM168 93H166V94L168 95ZM176 93H177V92H176ZM182 93H184V92H182ZM213 93H214V92H213ZM247 93H248V92H247ZM4 94H5V93H3V95H4ZM133 94H134L137 98H136L135 96H133ZM148 94H149V92H148ZM152 94L154 95L155 93H152ZM242 94H243V93H242ZM253 94H254V92H253ZM53 95H55V94H53ZM59 95H60V94H59ZM160 95H161V94H160ZM203 95H205V94L203 93ZM254 95H255V94H254ZM144 96H146L145 98H147V102L144 101L145 98H144V100H142L143 98H141V97H144ZM156 96H157V95H156ZM165 96H166L165 93H163L162 98H163V97L165 98ZM176 96H177V95H176ZM184 96H185V95H184ZM218 96H219V95H218ZM238 96H239V95H238ZM10 97H11V96H10ZM55 97H56V95H55ZM61 97H62V96H61ZM215 97H216V96H215ZM228 97H229V96H228ZM247 97L251 98L249 95H247ZM253 97H254V96H253ZM4 98H5V97H4ZM12 98H13V97H12ZM63 98H65V96L62 97V99H63ZM118 98H119V99H118ZM134 98H132V100H133ZM243 98H245V97H243ZM126 99H129V100H126ZM158 99H160V98H158ZM168 99H165L164 102H165L166 100H168ZM173 99H174V98H173ZM177 99H178V98H177ZM185 99H186V98H185ZM216 99H218V97H217ZM216 99H215V100H216ZM224 99H225V98H224ZM57 100H58V99H57ZM135 100H133L134 103L137 102V101H135ZM169 100H168V101H169ZM206 100H207V99H206ZM212 100H213V99H212ZM245 100H246V98H245ZM0 101H1V100H0ZM3 101H4V100H3ZM62 101H64V100H62ZM139 101L137 102L136 105H139V104H138ZM225 101H226V100H225ZM234 101H235V100H234ZM247 101H248V100H247ZM251 101H252V100H251ZM8 102H9V100H8ZM10 102H11V99H10ZM55 102H56V101H55ZM58 102H59V101H58ZM150 102H153V101H150ZM158 102H160V100H158ZM161 102H163L162 99H161ZM173 102H175V101H172V103L170 102V103L172 104V106H173V104H174ZM181 102H182V101H181ZM219 102H220V101H219ZM252 102H253V101H252ZM255 102H256V101H255ZM262 102H263V101H262ZM3 103H5V102H3ZM11 103H12V102H11ZM56 103H57V102H56ZM125 103H127V102H123V104H125ZM148 103H149V102H148ZM165 103L167 104V102H165ZM170 103H169V105H170ZM185 103H186V100H185ZM185 103H184V104H185ZM222 103H223V102H222ZM6 104H7V103H6ZM58 104H60V103H58ZM80 104H81V103H80ZM144 104H140V105H141V106H140V107H141V111H142V110L144 111V112L141 113V115H144V116H143L144 118H147V117H146V114L149 115V114H148L149 112L155 113L156 115H159L160 117L162 116V115H160V114H167L168 116H169V115L171 116L172 113H174V111L178 109V108H175V109H174V108L172 107L171 110H168V109H167V110H163V109H161V108H153L154 110H152L151 108H149V110L151 109L152 111L150 110V111L148 112V109H145V108H144L145 106L147 107L148 105H147V104L144 105ZM149 104H150V103H149ZM154 104H155V106L157 107V105H156L155 102L152 103V104H150V105H154ZM175 104H176V103H175ZM184 104H182V105H184ZM197 104H198V103H197ZM218 104H219V103H218ZM240 104H241V103H240ZM9 105H10V104H9ZM77 105H78V104H77ZM133 105H134V104H133ZM162 105L165 106L164 103H162V104H160V106H159V105H158V106L161 107ZM241 105H243V103H242ZM248 105H249V104H248ZM1 106H2V102H1L0 107H1ZM142 106H143V107H142ZM174 106H175V105H174ZM184 106H186V104H185ZM214 106H215V104H214ZM216 106H217V103H216ZM216 106H215V107H216ZM238 106H239V104H238ZM253 106H254V105H253ZM2 107H3V106H2ZM2 107H1V108H2ZM80 107H81V106H80ZM80 107H79V108H80ZM140 107H139V108H140ZM152 107H154V106H152ZM167 107H168V106H167ZM170 107H171V105H170ZM175 107H176V106H175ZM211 107H212V105H211ZM215 107H214V108H215ZM235 107H236V106H235ZM244 107H248V108H249L250 106H240L239 109L243 108L242 110H243V112H244V110H245ZM1 108H0V109H1ZM103 108H104V107H103ZM132 108H133V107H132ZM143 108H144V109H143ZM180 108H182V107L180 106ZM184 108H186V107H184ZM204 108L206 109V104H205ZM208 108H209V109H206V113H207V110H208V112H211V110H212V109L210 110V107H208ZM214 108H213V109H214ZM216 108H217V107H216ZM248 108H247V109H248ZM250 108H252V106H251ZM101 109H102V107H101ZM106 109L108 110L107 107H106ZM136 109H137V108H136ZM165 109H166V108H165ZM172 109H173V110H172ZM198 109H199V108H198ZM202 109H203V108H202ZM205 109H203V113L205 114V115H203L204 117L206 116V113L204 112ZM76 110H77V109H76ZM145 110H146V111H145ZM216 110H217V109H216ZM255 110H256V109H255ZM257 110H258V109H257ZM257 110H256V111H257ZM73 111H74V109H73ZM98 111H99V110H98ZM132 111H134V110H132ZM139 111H140V110H139ZM177 111H178V110H177ZM177 111H175V112H176V114L178 115V113H179L181 110H179V112H177ZM223 111H224V110H223ZM234 111H235V110H234ZM234 111H233V112H234ZM236 111H237V110H236ZM238 111H239V110H238ZM246 111H247V110H246ZM78 112H79V111H78ZM91 112H95V111H91ZM107 112H108V111H107ZM146 112H148V113H146ZM193 112H194V111H193ZM213 112H214V111H213ZM239 112H240V111H239ZM239 112H237V113L239 114ZM253 112H254V111H253ZM0 113H1V112H0ZM101 113H102V112H101ZM105 113H106V112H105ZM105 113H104V114H105ZM144 113H146V114H144ZM152 113H150V115H151ZM189 113H190V112H189ZM241 113H242V112H241ZM257 113H258V112H257ZM89 114H90V113L87 114V119H88V120H90V119L92 118ZM92 114H93V113H92ZM92 114H91V115H92ZM106 114H107V113H106ZM135 114H137V113L135 112ZM138 114H139V117H141L139 112H138ZM174 114H175V113H174ZM174 114H173V115H174ZM176 114H175V115H176ZM182 114H183V113H182ZM196 114H197V113H196ZM196 114H195V115H196ZM208 114L210 115V113H208ZM211 114H212V113H211ZM262 114H263V111H262ZM75 115H77V114H75ZM81 115H82V114H81ZM88 115L90 116L89 118H88ZM94 115H95V114H94ZM102 115H103V114H102ZM191 115H192V114H191ZM229 115H230V114H229ZM252 115H253V114H252ZM103 116H104V115H103ZM133 116H136V115H133ZM137 116H138V115H137ZM168 116H166V115L163 116L164 119H166V120H164V121H167V119H170V116H169V118H167ZM181 116H182V115H181ZM181 116H180V117H181ZM207 116H208V115H207ZM230 116H231V115H230ZM232 116H233V115H232ZM239 116H240V115H239ZM261 116H262V115H260V113L257 114V120H258V119H259V120H262V117H261ZM85 117H86V115H85ZM105 117H106V116H105ZM148 117H150V116H148ZM153 117H154V116L152 115L150 119H152ZM156 117H157V116H156ZM172 117H173V116H172ZM176 117H177V116H176ZM190 117H191V116H190ZM192 117H194V115H192ZM195 117H196V116H195ZM210 117H213V116L211 115ZM225 117H226V116H225ZM233 117H234V116H233ZM235 117H236V116H235ZM244 117H245V116H244ZM250 117H251V115H250ZM250 117H249V118H250ZM254 117H256V116L254 115ZM83 118H84V117H83ZM93 118H94V116H93ZM110 118H111V117H110ZM144 118H143V119H144ZM174 118H175V117H173L172 119H174ZM186 118H187V117H186ZM186 118H184V119H185V122H186V120H187ZM206 118H207V117H206ZM216 118H217V117H216ZM222 118H223V117H222ZM246 118H247V117H246ZM81 119H82V118H81ZM87 119H86V120H87ZM137 119H138V118H137ZM139 119L142 120L141 118H139ZM147 119H148V118H147ZM153 119H154V118H153ZM157 119H158V118H157ZM159 119H160V118H159ZM162 119H163V118H162ZM176 119H177V118H175V120H176ZM188 119H190V118L188 117ZM213 119H215V118H213ZM237 119H238V118H237ZM255 119H256V118H255ZM82 120H83V119H82ZM105 120H107V119H105ZM129 120H130V119H129ZM131 120H133V119H131ZM144 120H146V119H144ZM144 120H143V121H144ZM170 120H171V119H170ZM170 120H169V121H170ZM190 120H191V119H190ZM211 120H212V119H211ZM229 120H230V119H229ZM143 121H142V122H143ZM149 121H150V120H149ZM173 121H174V120H173ZM188 121H189V120H188ZM188 121H187V122H188ZM194 121H195V120H193V122H194ZM207 121H208V120H207ZM230 121H231V120H230ZM233 121H234V120H233ZM86 122H88V121H86ZM134 122H135V120H134ZM158 122H159V121H158ZM158 122H157V123H152L153 126H154V129H155V127H156V125H154V124H159ZM171 122H172V120H171ZM185 122H184V123H185ZM187 122H186V123H187ZM193 122H192V123H193ZM231 122H232V121H231ZM235 122H236V121H235ZM235 122H234V123H235ZM257 122H258V123H261V121H260V122L257 121ZM111 123H112V121H111ZM132 123H133V121H132ZM136 123H137V122H136ZM150 123H151V122H150ZM161 123H162V122H161ZM161 123H160V124H161ZM164 123H165V122H164ZM164 123H163V124H164ZM182 123H183V122H182ZM240 123H241V122H240ZM253 123H255V121H254ZM262 123H263V122H262ZM187 124H188V123H187ZM187 124H186V126H187ZM161 125H162V124H161ZM173 125H174V124H173ZM179 125H180V122L178 123L177 126H179ZM188 125H190V123H189ZM207 125H208V124H207ZM235 125H236V124H235ZM242 125H243V124H242ZM261 125H264V124H261ZM157 126H158V125H157ZM182 126H183V125H182ZM165 127H166V126H165ZM165 127L161 128V127L159 126V128L163 129V131L161 130V133H160V134H162V132H164V128H165ZM168 127H169V126H168ZM180 127H181V126H180ZM198 127H199V126H198ZM235 127H236V126H235ZM237 127H238V126H237ZM261 127H262V126H261ZM111 128H112V127H111ZM113 128H114V127H113ZM113 128H112V129H113ZM115 128H116V127H115ZM159 128H157V129H159ZM187 128H188V126L186 127V129H187ZM191 128H192V127H191ZM262 128H263V127H262ZM94 129H96V128H94ZM166 129H167V127L165 128V131H166ZM174 129H175V128H174ZM174 129H173V130H174ZM176 129H178V128H176ZM182 129H183V131H184L185 128L182 127ZM155 130H156V129H155ZM178 130H179V129H178ZM180 130H181V129H180ZM180 130H179V131H180ZM192 130H193V129H192ZM95 131H97V129H96ZM159 131H160V129L158 130V132H159ZM176 131H177V130H176ZM263 131H264V130H263ZM110 132H111V131H110ZM158 132L155 133V134H157V136H158ZM169 132H172V130L169 131ZM180 132H181V131H180ZM260 132H261V131H260ZM260 132H259V133H260ZM175 133H176V132H175ZM177 133H179V132H177ZM184 133H185V132H184ZM100 134H101V133H100ZM100 134H99V135H100ZM104 134H105V136H106L105 131H104ZM144 134H145V133H144ZM163 134H164V133H163ZM163 134H162V135H163ZM170 134H171V133H170ZM96 135H97V134H96ZM99 135H98V136H99ZM102 135H103V134H102ZM102 135H101V136H102ZM176 135H177V134H176ZM180 135H181V133H180ZM95 137H96V136H95ZM151 137L156 138L154 135L151 136ZM158 137H159V136H158ZM160 137H161V136H160ZM160 137H159V140H160ZM96 138H97V137H96ZM140 138H141V136H140ZM162 138H163V137H162ZM137 140H138V139H137ZM151 140L154 142V141H156L157 139H155V140H154V139H151ZM135 141H136V140H135ZM138 141H139V140H138ZM143 142H144V141H143ZM143 142H142V143H143ZM160 142H161V141H160ZM142 143H141V145H142ZM147 143H148V142H147ZM147 143H146V144H147ZM150 143H151V142H150ZM154 143H156V142H154ZM130 144H131V143H130ZM146 144L144 145V147H143V146H142L141 148L139 147L140 150H142L143 148H144V150H145V146H148V144H147V145H146ZM141 145H140V146H141ZM152 145H153V144H152ZM155 145H156V144H155ZM155 145H153V146H155ZM158 145H159V143H158ZM126 146H129V144L126 145ZM126 146H124V147H126ZM134 146L136 147L135 143H134ZM149 146H150V145H149ZM1 147H2V145H1ZM4 147H5V146H4ZM9 147H10V146H9ZM13 147H14V146H13ZM132 147H133V146H131V148H132ZM5 148H7V146H6ZM127 148H128V147H126V149H127ZM133 148H134V147H133ZM137 148H138V147H137ZM137 148H136V149H137ZM147 148H149V147H147ZM2 149H3V148H2ZM13 149H14V148H13ZM126 149H125V150H126ZM153 149H154V148H153ZM155 149H156V148H155ZM3 150H4V151H3ZM3 150H2L3 152H0V155H1V153H2V155H4L3 153H4V152H7V151H5V149H3ZM14 150H15V149H14ZM129 150H130V149H129ZM144 150H143V151H144ZM130 151H131V150H130ZM130 151H129V153H130ZM133 151H134V150H133ZM145 151H146V150H145ZM149 151H152V149L149 150ZM226 151H227V150H226ZM126 152H127V151H126ZM126 152H125V154H126ZM131 152H132V151H131ZM138 152H139V151H138ZM152 152H154V151H152ZM228 152H229V151H228ZM7 153H8V152H7ZM107 153H108V152H107ZM136 153H137V152H136ZM141 153H142V152H141ZM139 154H140V153H138V155H139ZM2 155H1V156H2ZM109 155H111V154L109 153ZM138 155H137V158H138ZM144 155H145V154H144ZM154 155H156V154H154ZM229 155H230V154H229ZM66 156H67V155H66ZM66 156H65V157H66ZM107 156H108V155H107ZM6 157H7V156H6ZM17 157H18V156H17ZM39 157H40V156H39ZM41 157H42V156H41ZM41 157H40V158H41ZM112 157H114V155L111 156L110 158H112ZM15 158H16V157H15ZM157 158H158V157H157ZM5 159H8V157L5 158V156H3V159H1V160H4V161H2V162H5V161H6ZM11 159H14V158H11ZM57 159H58V158H57ZM103 159H104V158H103ZM107 159H108V158H107ZM143 159H144V158H143ZM1 160H0V161H1ZM8 160H9V159H8ZM8 160H7L6 162H8ZM55 160H56V158H55ZM75 160H76V159H75ZM10 161H11V160H10ZM14 161H15V160H14ZM19 161H20V160H19ZM35 161H36V160H35ZM38 161H39V160H38ZM66 161H67V160H66ZM110 161H111V160H110ZM142 161H143V160H142ZM6 162H5V163H6ZM20 162H21V161H20ZM56 162H58V161H56ZM75 162H76V161H75ZM116 162H117V161H116ZM143 162H144V161H143ZM0 163H1V162H0ZM9 163L11 164V162H9ZM16 163H17V162H16ZM45 163H49V162L46 161ZM51 163H52V159H51ZM3 164H4V163H3ZM35 164H36V163H35ZM35 164H34V165H35ZM38 164H39V162H38ZM40 164H41V162H40ZM113 164H114V163H113ZM113 164H112V165H113ZM118 164H119V162H118ZM137 164H139V163H137ZM144 164H145V163H144ZM155 164H156V162H155ZM1 165H2V164H0V169H2V168H1ZM8 165H9V164H8ZM11 165H12V164H11ZM13 165H15V164L13 163ZM22 165H23V164H22ZM22 165H21V166H22ZM26 165H27V164H26ZM44 165H45V164H44ZM58 165H59V164H58ZM58 165H57V166H58ZM107 165H108V164H107ZM107 165H106V167H107ZM132 165H133V164H132ZM145 165H146V164H145ZM2 166H3V168H6L5 171H6V173H7V170H8V166H7V164H6V165H2ZM5 166H7V167H5ZM9 166H10V165H9ZM18 166H20V165H18ZM18 166L16 165L14 168H18ZM29 166H30V165H29ZM29 166H28V167H29ZM32 166H33V165H32ZM41 166H42V165H41ZM72 166H73V165H72ZM142 166H143V165H142ZM152 166H153V164H152ZM157 166H158V165H157ZM11 167H12V166H10L9 171L11 170ZM23 167H24V166H23ZM55 167H56V166H55ZM77 167H78V166H77ZM77 167H76V168H77ZM106 167H104V169H107V170L112 169L111 167L108 168L109 166H108L107 168H106ZM133 167H135V168L133 169ZM140 167H141V165H140ZM154 167H155V166H154ZM158 167H159V166H158ZM195 167H196V166H195ZM34 168H35V167H34ZM49 168H50V167H49ZM52 168H53V167H52ZM58 168H59V167H58ZM60 168H61V167H60ZM70 168H71V167H70ZM73 168H74V167H73ZM83 168H84V167H83ZM129 168H130V167H129ZM136 168H137L136 165H135V166L133 165V166L130 168V169H133V170H134V171H131L132 175L128 174V175L131 176V177H129L130 179H133L132 176L134 175V172H138V173H139L138 168H137V171L135 170ZM160 168H161V167H160ZM12 169H13V168H12ZM26 169L28 170L27 167H26ZM68 169H69V167H68ZM71 169H72V168H71ZM74 169H75V168H74ZM92 169H93V168H92ZM96 169H98V168H96ZM142 169H143V168H142ZM144 169H145V168H144ZM187 169H188V168H187ZM198 169H199V168H198ZM15 170H16V169H15ZM18 170H19V173H20V174H21V171H20V170H22L23 174L20 175V174L18 173V171L16 170V172H17L18 174H17V173H15V174L13 173V174H12V175H14V181L12 182V181L10 180L11 183H10V181H8V183L11 185L10 188H11L14 192H16V194L14 193L15 195H17V193L21 194V193H23V192H25V191H26V192H27V191H31V188H30L31 185L29 186L30 183L27 182L30 178L26 180V179H25V176H27V175L23 176L24 174H26L25 171L27 172V170H24V168H22V169H19V168H18ZM23 170H24V171H23ZM33 170H34V169H33ZM33 170H32V168L30 167V170H29L28 172H30V174H31V172H33ZM36 170H37V169H36ZM38 170H39V168H38ZM41 170H42V169H41ZM47 170H48V169H47ZM54 170H55V169H54ZM75 170L78 171V170H81V169H78V170L75 169ZM84 170H85V169H84ZM84 170H83V171H84ZM149 170H150V169H149ZM164 170H165V169H164ZM164 170H163V171H164ZM192 170H195V169L192 168ZM9 171H8V172H9ZM13 171H14V169H13ZM110 171L112 172V170H110ZM140 171H141V170H140ZM150 171H151V172H150L149 174L151 175L152 170H150ZM196 171H197V170H196ZM220 171H221V169H220ZM3 172H4V169H3V171L0 170V173H3ZM47 172H48V171H47ZM47 172H46V173H47ZM51 172H53V169H52ZM78 172H79V171H78ZM106 172H107V171H106ZM154 172H155V171H154ZM168 172H170V171H168ZM189 172H190V171H189ZM192 172H193V171H192ZM63 173H64V172H63ZM88 173H89V171H88ZM88 173H87V174H88ZM107 173H108V172H107ZM128 173H129V172H128ZM138 173H137V174H138ZM155 173H157V172H155ZM155 173H152V174H153L152 177H154ZM190 173H191V172H190ZM195 173H197V172H195ZM3 174H4V173H3ZM30 174H28V175H30ZM36 174H37L36 172H34V174L32 173V175H36ZM38 174H40V173H38ZM47 174H48V173H47ZM49 174H50V173H49ZM67 174H69V173H67ZM70 174H71V173H70ZM84 174H85V173H84ZM109 174H110V172H109ZM140 174H141V173H140ZM159 174H161V172H159ZM5 175L8 176L9 179H11V177H9V175H7V174H5ZM5 175H4V177H5ZM41 175H42V174H41ZM43 175H44V174H43ZM56 175H57V174H56ZM56 175H55V177H57ZM85 175H86V174H85ZM135 175H136V174H135ZM142 175H144V174H142ZM150 175H149V176H150ZM163 175H165L164 172H163ZM170 175H171V174H170ZM189 175H190V174H189ZM193 175H194V174H193ZM197 175H198V174H197ZM10 176H11V174H10ZM49 176H50V175H49ZM52 176H53V174H52ZM52 176H51V177H52ZM66 176H67V175H66ZM68 176H69V175H68ZM71 176H72V175H71ZM78 176H79V175H78ZM138 176H139V175L135 176L134 178L137 179V178H139ZM145 176H148V174L145 175ZM149 176H148V180H147V181H151V179H150L151 176H150V178H149ZM159 176H160V175H159ZM159 176H158V177H159ZM187 176H188V175H187ZM30 177H32V176H30ZM46 177H47V176H46ZM140 177H141V175H140ZM158 177H155V178H152V179H154V180L157 179V180H155V181H158ZM160 177H162V176H160ZM2 178H3V177H2ZM64 178H65V177H64ZM79 178H82V177H79ZM116 178H117V177H116ZM144 178H145V177H144ZM184 178H185V177H184ZM189 178H192V175H191V177H189ZM194 178H195V177H194ZM0 179H1V177H0ZM4 179H5V178H4ZM9 179H7V180H9ZM31 179L33 180L32 182H34L35 184L39 182V179H38L37 175H36L34 178H31ZM31 179H30V180H31ZM57 179L60 180V178H57ZM82 179H83V178H82ZM82 179H80V180H82ZM120 179H123V178H120ZM127 179H128V178H127ZM139 179H140V178H139ZM168 179H169V178H168ZM168 179H166L165 181L168 182V181L170 180V179H169V180H168ZM175 179H176V178H175ZM179 179H180V178H179ZM2 180H3V179H1V181H2ZM30 180H29V182H30ZM44 180H45V179H44ZM46 180H47V179H46ZM114 180H115V179H114ZM134 180H135V179H134ZM134 180H133V181H134ZM144 180H145V179H144ZM154 180H152V181H154ZM1 181H0V183H1ZM3 181H4V180H3ZM5 181H6V180H5ZM5 181H4V182H5ZM40 181H41V180H40ZM50 181H51V180H50ZM61 181H62V180H61ZM115 181H116V180H115ZM117 181H118V179H117ZM119 181H120V182H119ZM119 181H118L119 183L116 182V183H118V185H119L120 183H122L123 180H119ZM128 181H129V180H128ZM138 181H139V180H138ZM161 181L164 182L163 179H162ZM176 181H177V180H176ZM185 181H186V180H185ZM185 181H184V182H185ZM195 181H197V180H195ZM32 182H31V183H32ZM45 182H47V181H45ZM48 182H49V181H48ZM56 182H57V181H56ZM76 182H79V181H76ZM76 182H75V183H76ZM80 182H81V181H80ZM80 182H79V183H80ZM172 182H173V180L170 181V182H168L167 184H165V182H164V183H161V182H160V189L158 190L159 193H160V190H161L162 192L166 193V192L168 191V189H171V187H169V186L172 185V184L170 185V183H172ZM193 182H194V181H193ZM193 182L190 181L189 183L192 184ZM198 182H199V181H198ZM8 183L6 182V186L8 185ZM27 183H28V184H27ZM34 183H33V185H35ZM54 183H55V182H54ZM60 183H61V182H60ZM116 183H115V184H116ZM154 183H155V182H154ZM157 183H158V182H157ZM180 183H181V182H180ZM182 183H183V182H182ZM186 183H187V182H186ZM195 183H196V182H195ZM38 184H39V183H38ZM38 184H37V185H38ZM49 184H51V183H49ZM81 184H82V183H81ZM115 184H114V185H115ZM155 184H156V183H155ZM164 184H165V185H164ZM175 184H176V182H175ZM40 185H41V183H40ZM40 185H39V186H40ZM109 185H110V184H109ZM147 185H148V184H147ZM157 185H158V184H157ZM163 185H164V186H163ZM168 185H169V186H168ZM173 185H174V182H173ZM180 185H181V184H180ZM183 185H184V184H183ZM3 186H4V185H3ZM39 186L36 187V188H37V190H36L37 192H35V193H37V194H36V196H37V200H38V201H41V199H42V198H41V193H42V192H41ZM68 186H70V185H67V187H68ZM76 186H77V185H76ZM115 186H117V185H115ZM186 186H187V185H186ZM186 186H185V188H186ZM189 186H190V185H189ZM8 187H9V186H8ZM8 187H6V189H7ZM71 187H74V186H71ZM84 187H85V186H84ZM117 187H118V186H117ZM121 187H123V186H121ZM146 187H147V186H146ZM150 187H151V186H150ZM174 187H175V186H173V188H174ZM47 188H48V187H47ZM153 188H154V186H153ZM156 188H157V187H156ZM175 188H176V187H175ZM175 188H174V190L176 191ZM183 188H184V187H183ZM11 189H10V190H11ZM49 189H50V187H49ZM52 189H54V188H52ZM55 189H56V188H55ZM55 189H54V190H55ZM67 189H68V190H67ZM71 189H72V188H71ZM71 189H70V190H71ZM112 189H113V188H112ZM122 189H123V188H122ZM142 189H144V188H142ZM151 189H152V188H151ZM177 189H178V188H177ZM181 189H182V188H181ZM2 190H3V189H2ZM4 190H5V189H4ZM8 190H9V189H8ZM12 190H11V191H12ZM56 190H57V189H56ZM59 190H60V189H59ZM66 190H67V191H66ZM74 190H75V189H74ZM78 190H80V189H78ZM124 190H125V189H124ZM174 190L172 189V191H174ZM0 191H1V190H0ZM34 191H35V190H34ZM63 191H64V190H63ZM63 191H62V192H63ZM65 191H66V194L69 193V192H68V191H69V188H66ZM65 191H64V193H65ZM80 191H82V190H80ZM80 191H79V192H80ZM140 191H142V190H140ZM182 191H183V190H182ZM182 191H181V192H182ZM188 191H189V190H188ZM44 192H45V191H44ZM44 192H43V194H44ZM72 192H74V191L72 190ZM72 192L70 191V193H72ZM148 192H149V191H148ZM148 192H147V193H148ZM162 192H161V194H162ZM169 192H170V191H169ZM176 192L179 194V191H176ZM176 192H171V193H176ZM10 193H11V192H10ZM12 193H13V192H12ZM35 193L32 194V191H31L29 194L35 196ZM57 193H58V192H57ZM60 193H61V192H60ZM64 193H63V194L61 193L62 196L64 195ZM74 193H75V192H74ZM139 193H140V192H139ZM139 193H138V194H139ZM157 193H158V192H157ZM159 193H158V195H156V196L159 197V196H160ZM191 193H192V191H191ZM8 194H9V193H8ZM23 194H24V193H23ZM53 194H54V193H53ZM134 194H135V193H134ZM166 194H167V193H166ZM258 194H259V193H258ZM21 195H22V194H21ZM21 195H20V196H21ZM24 195H25V194H24ZM47 195H48V194H47ZM163 195H164V194H163ZM49 196H50V194L48 195V197H49ZM62 196L60 197V199H64V198L66 197V196H64V197L62 198ZM72 196H73V195H72ZM125 196H126V195H125ZM140 196H141V195H137V198H139ZM169 196H170V194H169ZM169 196H168V197H169ZM175 196H176V195H175ZM182 196H184V195H182ZM190 196H192V195H190ZM262 196H263V195H262ZM22 197H23V196H22ZM25 197H26V196H25ZM30 197H32V196H30ZM43 197H44V196H43ZM144 197H145V194H144ZM144 197H142V198H140V199L142 200V199H144ZM166 197H167V196H166ZM168 197H167V198H164V199H161L162 197H161V198H157V199H160V200H162V201L164 200L163 202L160 201V200H157L156 197H155V199H154L155 201L152 202L153 204L150 203L151 205H149V206L152 207V211H154V213L156 214V216H153V215H152L153 218L151 219V221H153V223H156V224L159 223L158 225L162 224V222H161V221H162V220H161V214H160V213L163 212V211H162V210H163V206L166 205L167 208H168V206H169V207H172L173 204L175 203V201L171 200V199L173 198L172 195H171V197H169V198H168ZM184 197H185V196H184ZM188 197H189V196H188ZM135 198H136V197H135ZM191 198H192V197H191ZM32 199L34 200V197H33ZM73 199H74V198H73ZM76 199H77V198H76ZM112 199H113V198H112ZM117 199H119V198H117ZM117 199H116V200H117ZM140 199H139V201H140L139 203L141 204V200H140ZM194 199H195V198H194ZM23 200H25V199H23ZM27 200H28V199H27ZM33 200H32V201H33ZM55 200H56V199H55ZM55 200H54V201H55ZM67 200H68V199H67ZM70 200H71V199H70ZM119 200H120V199H119ZM129 200H130V199H129ZM132 200H133V199H132ZM144 200H146V199H144ZM181 200H182V199H181ZM186 200H187V199H186ZM191 200H192V199H191ZM28 201H29V200H28ZM34 201H35V200H34ZM114 201H115V200H114ZM120 201H121V202H118V203H123L122 200H120ZM195 201H196V200H195ZM253 201H254V200H253ZM68 202H69V201H68ZM135 202H137V201H135ZM144 202H145V201H144ZM250 202H251V201H250ZM27 203H28V202H27ZM34 203H35V202H34ZM52 203H53V202H52ZM133 203H134V202H133ZM145 203H146V202H145ZM176 203H177V202H176ZM23 204H24V203H23ZM58 204H59V203H58ZM68 204H69V203H68ZM124 204H125V203H124ZM142 204H143V200H142ZM162 204H163V205H162ZM181 204H182V203H181ZM28 205H29V204H28ZM33 205H34V204H33ZM36 205H37V203H36ZM47 205H48V204H47ZM60 205H61V203H60ZM71 205H73V202H72V204H70V206H71ZM122 205H123V204H122ZM143 205H144V204H143ZM146 205H147V204H146ZM175 205H178V204H175ZM26 206H27V205H26ZM31 206H32V205H31ZM31 206H30V207H31ZM119 206H120V205H119ZM179 206H180V205H179ZM184 206H185V205H184ZM58 207H59V205H58ZM61 207H62V206H61ZM63 207H64V205H63ZM71 207H73V206H71ZM143 207H144V206H143ZM145 207H146V206H145ZM176 207H177V206H176ZM180 207H181V206H180ZM180 207H179V208H180ZM196 207H197V206H196ZM249 207H250V206H249ZM36 208L38 209V205L36 206ZM45 208H46V207H45ZM67 208H68V206H67ZM200 208H202V207H200ZM243 208H244V207H243ZM243 208H242V209H243ZM37 209H36V210H37ZM58 209H59V208H58ZM63 209H64V208H63ZM69 209H70V208H69ZM100 209H101V208H100ZM136 209H137V207H136ZM143 209H144V208H143ZM169 209H173V210H174L173 207H172V208H169ZM175 209H176V208H175ZM247 209H248V208H247ZM55 210H57V209H55ZM59 210H61V209H59ZM106 210H107V209H106ZM108 210H110V209H108ZM137 210H138V209H137ZM166 210H167V209H166ZM183 210H184V209H183ZM186 210H188V209H186ZM111 211H112V210H111ZM117 211H118V210H117ZM138 211H139V210H138ZM141 211H142V210H141ZM148 211H149V210H148ZM150 211H151V210H150ZM171 211H172V210H171ZM174 211H175V210H174ZM174 211H173V212H174ZM20 212H21V211H20ZM23 212H24V211H23ZM43 212H44V211H43ZM102 212H103V211H102ZM124 212H125V210L123 211V213H124ZM29 213H30V212H29ZM54 213H55V212H54ZM58 213H59V212H58ZM58 213H57V215H58ZM60 213H62V212H60ZM176 213H177V212H176ZM186 213H187V212H186ZM188 213H189V212H188ZM252 213H253V212H252ZM17 214H18V213H17ZM119 214H120V213H119ZM133 214H134V213H133ZM152 214H153V213H152ZM159 214H160V215H159ZM240 214H241V213H240ZM35 215H37V213H36ZM106 215H107V214H106ZM109 215H110V214H109ZM58 216H59V215H58ZM100 216H101V215H100ZM118 216H119V215H118ZM164 216H165V215H164ZM170 216H171V215H170ZM61 217H62V216H61ZM112 217H113V216H112ZM128 217H129V216H128ZM135 217H138V216H135ZM141 217H142V216H141ZM167 217H168V216H167ZM173 217H174V216H171V218H173ZM15 218H16V217H15ZM15 218H14V219H15ZM18 218H19V217H18ZM34 218H36V217H34ZM109 218H110V217H109ZM120 218H121V217H120ZM240 218H242V219H246V218H247V214L245 213V214H244V217H240ZM16 219H17V218H16ZM16 219H15V220H16ZM20 219H21V218H20ZM53 219H54V218H53ZM65 219H66V217H65ZM134 219H135V218H134ZM167 219H168V218H167ZM167 219H166V220H167ZM187 219H188V218H187ZM242 219H241V220H242ZM54 220H55V219H54ZM79 220H80V219H79ZM79 220H78V221H79ZM81 220H83V219H81ZM122 220H123V219H122ZM139 220H140V219H139ZM164 220H165V218H163V221H164ZM172 220H174V219H172ZM172 220H171V221H172ZM241 220H239V221H241ZM19 221H20V220H19ZM135 221H136V220H135ZM168 221H169V220H168ZM187 221H188V220H187ZM247 221H249V219H248ZM255 221H256V220H255ZM25 222H26V221H25ZM25 222H24V224H25ZM68 222H71V221H68ZM118 222H119V221H118ZM121 222H122V221H121ZM126 222H127V220H126ZM191 222L193 223L192 220H191ZM191 222H190V224H191ZM61 223H63V222H61ZM66 223H67V221H66ZM66 223H65V224H66ZM84 223H85V222H84ZM84 223H83V224H84ZM105 223H106V221H105ZM136 223H137V222H135V225H137ZM148 223H149V221H148ZM148 223H147V224H148ZM187 223H188V222H187ZM234 223H235V222H234ZM247 223H248V222H247ZM247 223H246V225H247ZM24 224H23V225H24ZM65 224H64V225H65ZM80 224H81V223H80ZM89 224H90V223H89ZM121 224L123 225V223H121ZM164 224H165V223H164ZM190 224H189V225H190ZM61 225H62V224H61ZM87 225H88V224H87ZM113 225H114V224H113ZM192 225H193V224H192ZM241 225H243V223H241ZM24 226L26 227V225H24ZM27 226H28V223H27ZM114 226H115V225H114ZM117 226H118V225H117ZM123 226H125V225H123ZM151 226H152V225H151ZM162 226H163V224H162ZM186 226H187V225H186ZM190 226H191V225H190ZM226 226H229V224H228V225L226 224ZM255 226H256V225H255ZM65 227H68V225H66ZM65 227H64V228H65ZM85 227H86V226H85ZM118 227H119V226H118ZM149 227H150V226H149ZM154 227L156 228V226H154ZM230 227H232V226H230ZM239 227H241V226H239ZM119 228H120V227H119ZM132 228H133V227H132ZM136 228H138V227H136ZM140 228H141V227H140ZM160 228H161V226H160ZM170 228H171V227H170ZM179 228L181 229V227H179ZM179 228H178V230H179ZM30 229H31V228H30ZM35 229H36V228H35ZM66 229H67V228H66ZM80 229H81V228H80ZM80 229H79V230H80ZM107 229H108V228H107ZM121 229H122V228H121ZM243 229H244V227H243ZM68 230H69V229H68ZM70 230H71V229H70ZM81 230H82V229H81ZM124 230L126 231V229H124ZM128 230H129V229H128ZM133 230H135V226H134ZM170 230H171V229H170ZM194 230H195V228H194ZM236 230H237V229H235V231H236ZM251 230H252V229H251ZM66 231H67V230H66ZM66 231H65V232H66ZM84 231H86V230H84ZM120 231H121V230H120ZM122 231H123V230H122ZM125 231H124V233H125ZM176 231H177V230H176ZM182 231H183V230H182ZM189 231H190V230H189ZM195 231H196V230H195ZM195 231H194V232H195ZM235 231H233V232H235ZM244 231H245V230H244ZM70 232H71V231H70ZM70 232H66V235H67V233L69 234ZM73 232H74V231H73ZM113 232H114V231H113ZM127 232L129 233V231H127ZM130 232H131V231H130ZM133 232H134V231H133ZM179 232H180V230H179ZM191 232H192V231H191ZM191 232H190V233H191ZM194 232H193V234H194ZM236 232H237V231H236ZM79 233H80V232H79ZM82 233H83V232H82ZM86 233H87V231H86ZM106 233H107V232H106ZM120 233H122V232H120ZM120 233H119V234H120ZM128 233H127V234H128ZM131 233H132V232H131ZM137 233H138V232H137ZM173 233H174V232H173ZM177 233H178V232H177ZM259 233H260V232H259ZM127 234H126V235H127ZM129 234H130V233H129ZM132 234H133V233H132ZM134 234H135V233H134ZM182 234H184V233H182ZM186 234H187V233H186ZM61 235H62V234H61ZM61 235H60V237H61ZM66 235H64V236H66ZM72 235H73V234H72ZM72 235H71L70 238H73ZM89 235H90V234H89ZM117 235H118V233H117ZM120 235H121V234H120ZM178 235H179V233H178ZM178 235L175 236V237H178ZM68 236H69V235H68ZM82 236H83V235H82ZM85 236H86V235H85ZM85 236L83 237V239H86ZM127 236H128V235H127ZM132 236H133V235H132ZM183 236H184V235H182V237H183ZM187 236H188V235H187ZM66 237H67V236H66ZM75 237H76V236H74V238H75ZM88 237H89V236H88ZM96 237H97V236H96ZM120 237H122V235H121ZM123 237H125V236L123 235ZM133 237H134V236H133ZM182 237H180V238H182ZM254 237H255V235H254ZM99 238H100V236H99ZM53 239H54V238H53ZM79 239H80V238H78V240H79ZM94 239H95V238H93V240H94ZM100 239H101V238H100ZM100 239H99V240H100ZM105 239H107V238H105ZM115 239H119V238H116V237H115ZM128 239H129V238H128ZM128 239H127V241H128ZM160 239H161V238H160ZM175 239H176V238H175ZM183 239H184V238H183ZM59 240H61V239H59ZM69 240H70V239H69ZM69 240H68V242H70ZM71 240H72V239H71ZM87 240H88V239H87ZM89 240H90V239H89ZM99 240H98V241H99ZM101 240L104 241L103 237H102ZM120 240L122 241V240H125V239H121V238H120ZM134 240H136V239H134ZM150 240H151V239H150ZM157 240H158V239H157ZM177 240H178V238H177ZM189 240H190V238H189ZM192 240H193V238H192ZM192 240H191V241H192ZM257 240H258V239H257ZM50 241H51V240H50ZM72 241H73V240H72ZM74 241L77 242L76 238H75ZM79 241H80V240H79ZM84 241H85V240H84ZM94 241H95V240H94ZM96 241H97V240H96ZM98 241H97L96 243H100V241H99V242H98ZM108 241H109V239H108ZM152 241H155V240L153 239ZM57 242H58V240H57ZM90 242H91V241H90ZM131 242H132V241H131ZM186 242H187V241H186ZM186 242H185V243H186ZM72 243H73V242H72ZM72 243L70 242V244H72ZM80 243H82V239H81V242H80ZM83 243H86V241L83 242ZM92 243H93V242H92ZM92 243H91V244H92ZM96 243H95V244H96ZM102 243H103V242H102ZM136 243H139V242L137 241ZM180 243H181V242H180ZM183 243H184V242H183ZM188 243H189V242H188ZM57 244H58V243H56V245H57ZM74 244H75L74 246H76V243H74ZM112 244H113V243H112ZM178 244H179V242H178ZM51 245H52V244H51ZM58 245H59V244H58ZM80 245H81V244H80ZM80 245H79V246H80ZM82 245H83V244H82ZM84 245H85V244H84ZM96 245H97V244H96ZM99 245H100V244H99ZM104 245H105V244H104ZM122 245H124V244L122 243ZM122 245L120 244V246H122ZM129 245H131V244H129ZM136 245H137V244H136ZM175 245H176V243H175ZM183 245H184V244H183ZM54 246H55V244H54ZM85 246H86V245H85ZM85 246H84V247H85ZM92 246H95V245L92 244ZM115 246H116V245H115ZM176 246H177V245H176ZM51 247L53 248V246H51ZM68 247H70V246H68ZM72 247H73V244H72ZM77 247H78V246H77ZM82 247H83V246H82ZM88 247H89V246H88ZM97 247H98V246H97ZM104 247H106V246H104ZM125 247H126V245H125ZM179 247H180V246H179ZM60 248H61V247H60ZM181 248H182V247H181ZM72 249H73V248H72ZM74 249H77V248H74ZM84 249H86V248H84ZM87 249H88V248H87ZM98 249H99V248H98ZM98 249H95V250H98ZM109 249H110V252H111V248H110V247H109ZM127 249H128V248H127ZM138 249H139V247H138ZM49 250H50V249H49ZM57 250H58V249H57ZM77 250H78V249H77ZM80 250H83V248L80 249ZM92 250H93V252L95 251L94 248H93ZM92 250H91V248H90V251H92ZM132 250H133V249H132ZM134 250H135V249H134ZM259 250H260V249H259ZM50 251H51V250H50ZM59 251H60V250H59ZM73 251H74V250H72V252H73ZM84 251H86V250H84ZM113 251H116V250L113 249ZM113 251H112V252H113ZM122 251H123V250H122ZM110 252H109V254H110ZM116 252H117V251H116ZM120 252H121V250H120ZM0 253H1V252H0ZM57 253H58V252H57ZM87 253H88V252H87ZM90 253H91V252H90ZM97 253H98V252H97ZM100 253H101V252H100ZM105 253H106V252H105ZM13 254H14V253H13ZM21 254H22V253H21ZM55 254H56V252H55ZM59 254H60V253H59ZM95 254H96V253H95ZM106 254H108V251H107ZM118 254H119V253H118ZM1 255H4V254L1 253L0 256H1ZM15 255H16V253H15ZM26 255H27V254H26ZM84 255H85V254H84ZM87 255H89V254H87ZM111 255H112V254H111ZM4 256H6V254H5ZM9 256H10V255H9ZM13 256H14V255H13ZM17 256H18V255H17ZM91 256H92V255H91ZM93 256H94V255H93ZM96 256H98V255H96ZM6 257H7V256H6ZM14 257H15V256H14ZM18 257H19V256H18ZM50 257H51V256H50ZM108 257H109V256H108ZM114 257H115V256H114ZM2 258H3V257H2ZM2 258H1V259H2ZM4 258H5V257H4ZM47 258H48V257H47ZM87 258H88V259L90 258V260H92L91 257H89V256H88ZM92 258H93V257H92ZM94 258H95V256H94ZM100 258H101V257H100ZM5 259H6V258H5ZM5 259H4V260H5ZM19 259H20V258H19ZM24 259H25V258H24ZM24 259H23V260H24ZM54 259H56V258H54ZM88 259H85V260L87 261V264L90 263V262L88 263V261H89ZM17 260H18V259H17ZM71 260H72V259H71ZM93 260H94V259H93ZM93 260L91 261V264H94V263H92V262H95V261H93ZM110 260H111V259H110ZM5 261H6V260H5ZM9 261H10V260H9ZM15 261H16V260H15ZM21 261H22V260H21ZM52 261H53V260H52ZM75 261H76V260H75ZM3 262H4V261H3ZM3 262H2V263H3ZM18 262H19V261H18ZM25 262H26V260H25ZM78 262H79V261H78ZM49 263H50V262H49ZM76 263H77V262H76ZM84 263H86V262H84ZM98 263H99V262H98ZM20 264H21V263H20ZM22 264H23V263H22ZM24 264H25V263H24ZM40 264H42V263H40ZM69 264H71V263H69ZM72 264H73V263H72ZM99 264H100V263H99Z\"/></svg>","mask_w":264,"mask_h":264}]
</instances>
